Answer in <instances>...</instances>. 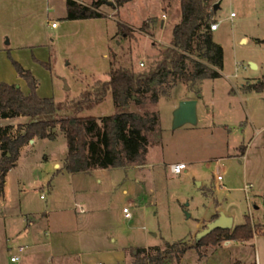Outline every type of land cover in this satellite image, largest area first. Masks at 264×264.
Segmentation results:
<instances>
[{
	"label": "rangeland",
	"instance_id": "obj_1",
	"mask_svg": "<svg viewBox=\"0 0 264 264\" xmlns=\"http://www.w3.org/2000/svg\"><path fill=\"white\" fill-rule=\"evenodd\" d=\"M113 1H103L104 16L71 19L67 0H0L2 47L10 41L12 56L36 76L39 94L58 101L77 98L84 88L108 79L114 65L149 68L173 38L181 1L131 0L117 8ZM211 11V22H220L213 33L224 48L222 76L179 81L158 102L118 107L109 95L78 112L100 118L120 110H158L162 130L151 135L144 161L70 172L68 141L59 125L57 139L38 137L23 147L0 196V264H132L140 246L179 239L195 243L222 211L234 216L232 228L249 219L255 236L230 240L214 233L174 264H258V254L264 264V91L243 89L248 79L264 76V0H220ZM147 19L150 27L144 31L140 27ZM1 80L30 90L2 48ZM186 94L201 95L198 121L175 127V110ZM26 120L1 117L0 126L12 124L16 133ZM177 161L187 162L188 171H171L170 163ZM249 183L253 187L246 192ZM31 223V232L20 237ZM19 245L25 250L14 263L11 255Z\"/></svg>",
	"mask_w": 264,
	"mask_h": 264
},
{
	"label": "trees",
	"instance_id": "obj_2",
	"mask_svg": "<svg viewBox=\"0 0 264 264\" xmlns=\"http://www.w3.org/2000/svg\"><path fill=\"white\" fill-rule=\"evenodd\" d=\"M103 1L94 0L87 4L80 0H67V17L78 19L104 16L100 8ZM128 1L131 0H114L113 5L117 8ZM180 1L182 18L174 26L173 38L169 45L160 48L149 68L114 65L108 79L98 80L71 100L58 101L53 96L40 95L34 73L14 58L9 49L16 70L26 79L30 90L26 92L16 82L0 81V118H28L18 124L19 130L16 133L12 131V124L0 126V196L5 193L7 174L17 165L23 146L35 137L57 139L58 125L67 137L65 168L70 172L126 166L146 159L152 144L151 135L162 130L158 110H120L100 118L78 112L97 106L109 95L118 107L127 106L131 102H158L162 95L171 94L172 88L179 81L193 83L204 77L222 76L224 48L214 39L211 29V10L216 0ZM121 26L124 25L121 23ZM149 27L150 21L147 19L140 28L149 31ZM193 60L195 65H191L190 61ZM42 62L44 65L50 64ZM243 89L264 91V76L258 80L248 79L243 83ZM63 110L76 113L62 116L60 114ZM240 147L245 153L246 145ZM217 232H221L224 239L230 240H249L255 236V228L248 219L236 224L234 228L217 227L205 236H197L195 243L179 239L166 241L163 245L140 246L134 252L136 259L132 264L179 263L190 248L200 247L207 236Z\"/></svg>",
	"mask_w": 264,
	"mask_h": 264
},
{
	"label": "water",
	"instance_id": "obj_3",
	"mask_svg": "<svg viewBox=\"0 0 264 264\" xmlns=\"http://www.w3.org/2000/svg\"><path fill=\"white\" fill-rule=\"evenodd\" d=\"M220 6V0L215 2L214 8L215 10ZM164 22V21H163ZM253 66L258 67V63L255 61L251 62ZM201 96V95H200ZM197 104L198 98L190 97L184 98L180 101L179 106L175 110L174 117V126H180L188 121L197 122L198 114H197ZM30 141H34L32 138ZM201 185V180L198 181ZM188 216H191V213L188 212ZM235 219L233 215L227 214L225 211H222L221 214L208 223V225L201 231L198 232V236L202 237L214 230L217 227L223 228H232L234 225Z\"/></svg>",
	"mask_w": 264,
	"mask_h": 264
},
{
	"label": "built area",
	"instance_id": "obj_4",
	"mask_svg": "<svg viewBox=\"0 0 264 264\" xmlns=\"http://www.w3.org/2000/svg\"><path fill=\"white\" fill-rule=\"evenodd\" d=\"M234 14H235V12H232V15H234ZM55 23L56 22H54V25H55ZM219 24H220V22L217 19L215 21H212L211 22V29L212 30L218 29ZM142 64H144V62H142ZM170 169H171V171H173L175 173H182L183 171L188 169V163L185 162V161L172 162V163H170ZM218 179H223V175L219 174L218 175ZM252 187H253V183L247 184L246 187H245L246 192H249L252 189ZM41 196L42 197H46V194H42ZM124 213H125V215L127 217H131L132 216V212L130 210V207H128V206L124 207ZM18 250H19L18 253H13L11 255V260L13 262H18V261L21 260L22 252L25 250V246L24 245H19ZM257 260H258V264H263L261 262V258L259 256V254L257 255ZM95 264H104V262L103 261H98Z\"/></svg>",
	"mask_w": 264,
	"mask_h": 264
},
{
	"label": "crops",
	"instance_id": "obj_5",
	"mask_svg": "<svg viewBox=\"0 0 264 264\" xmlns=\"http://www.w3.org/2000/svg\"><path fill=\"white\" fill-rule=\"evenodd\" d=\"M80 1L85 2L84 0H80ZM85 3H87V2H85ZM87 4H89V3H87ZM53 26H54V27H55V26L57 27L58 25H57V23H55V25H54V22H53ZM242 39H243V37H242ZM242 39H241V40H242ZM3 44H4V43L0 41V48H2V49H7V50L11 49V48L9 47L10 41H6V46H5V47H2ZM258 66H260V65L258 64ZM257 92H258V91H257ZM190 97H196V98H198V103H199V100H200V97H201V96L199 95V97H198V96L195 95V94H192V95H191V94H186V95H182V96H180L179 100H182V99H184V98H190ZM177 107H178V105H177ZM248 121H249V119H246V120H245V123H247ZM37 138H38V137H35V138H34V141H29V143L35 142V141L37 140ZM29 143H27V144H29ZM27 144H25V145H27ZM25 145H24V146H25ZM243 145H246V144H243ZM24 146H23V147H24ZM22 149H23V148H22ZM22 149H21V150H22ZM246 151H247V145H246ZM246 151H245L244 155L247 153ZM0 152H1V150H0ZM21 152H22V151H21ZM16 166H17V165H16ZM14 167H15V166H14ZM186 171H188V169H187ZM7 175H8V174H7ZM6 183H7V182H6ZM4 194H5V193H4ZM30 213H33V212H30ZM32 226H33L32 223L29 224V227H28L25 231H23V232L20 233V237L25 236V234L28 235V234L31 232V228H32ZM45 236H46V235H45ZM17 238H18V237H15V236H14L12 240H16ZM14 263H15V262H14Z\"/></svg>",
	"mask_w": 264,
	"mask_h": 264
}]
</instances>
